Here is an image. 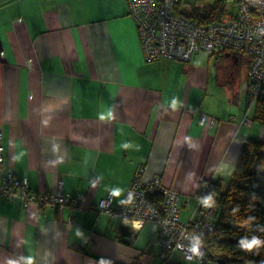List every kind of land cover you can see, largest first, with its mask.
Returning a JSON list of instances; mask_svg holds the SVG:
<instances>
[{
  "label": "crops",
  "instance_id": "0c3cea01",
  "mask_svg": "<svg viewBox=\"0 0 264 264\" xmlns=\"http://www.w3.org/2000/svg\"><path fill=\"white\" fill-rule=\"evenodd\" d=\"M248 65L229 52L146 62L126 0H0V177L42 194L61 184L79 200L57 212L0 198V264H161L156 223L135 227L98 202L120 189L118 206L143 168L180 195L189 220L199 183L226 186L243 142L264 139L263 126H239L253 116ZM201 114L215 126H199ZM120 227L130 237L119 240Z\"/></svg>",
  "mask_w": 264,
  "mask_h": 264
},
{
  "label": "built area",
  "instance_id": "2783aa9c",
  "mask_svg": "<svg viewBox=\"0 0 264 264\" xmlns=\"http://www.w3.org/2000/svg\"><path fill=\"white\" fill-rule=\"evenodd\" d=\"M236 10L216 21L199 24L179 14L181 0H126L128 15L133 19L146 62L161 58L188 63L194 54L203 52L219 55L225 52L248 59L247 109L264 99V0H233ZM178 9V11H177ZM246 110L239 126L250 127L251 118ZM198 125L213 127L217 120L201 114ZM2 134L0 132V166L2 163ZM0 198L19 201L23 208L31 205L57 212L77 206L78 199L63 195L61 184L54 193L42 194L29 189L25 179H17L11 171L0 177ZM197 197V206L189 220L181 219L186 202L180 195L165 188L158 176L143 177L139 168L132 177L118 206L112 203V194L98 202L100 212L122 221L157 225L155 241L161 264L172 262L178 253L182 261L202 264L206 261L202 239L213 229L217 207L204 204ZM72 222L69 220L67 225ZM194 240L199 241V255L190 250Z\"/></svg>",
  "mask_w": 264,
  "mask_h": 264
},
{
  "label": "trees",
  "instance_id": "16d2710c",
  "mask_svg": "<svg viewBox=\"0 0 264 264\" xmlns=\"http://www.w3.org/2000/svg\"><path fill=\"white\" fill-rule=\"evenodd\" d=\"M227 1L213 0L202 12L177 11L199 24H207L224 14ZM251 121L264 127V99L254 105ZM196 197H211L210 204L217 207L215 225L202 239L206 257L202 264H264V246L251 252L240 247L241 239L264 240V139L245 140L229 183L224 186L221 181H201ZM126 237H130L129 229L120 227L118 239ZM131 242L132 238L127 243Z\"/></svg>",
  "mask_w": 264,
  "mask_h": 264
},
{
  "label": "clouds",
  "instance_id": "9594fccd",
  "mask_svg": "<svg viewBox=\"0 0 264 264\" xmlns=\"http://www.w3.org/2000/svg\"><path fill=\"white\" fill-rule=\"evenodd\" d=\"M178 105V101L177 100H173L171 102V106L173 108H175L176 106ZM112 114H111V111L110 110H105V112H103L101 114V118L102 119H105V118H111ZM223 171V170H221ZM230 172L227 171V172H224V175H228ZM112 195L114 197H119L121 195V190L120 189H113L112 190ZM212 201H211V197H207L205 198L202 203L204 204H210ZM134 226L135 227H139V222L138 221H134ZM198 246H199V241L198 240H194L193 241V244H192V247H191V251L193 252V254L195 255H199V252H198ZM262 246H264V240H261L257 237H252L251 239H241L240 240V247L243 248L244 250L248 251V252H251L253 249H257L259 250ZM24 262V264H35V260H34V257L32 255H29L27 257H22L21 258ZM7 264H16V261H13V260H9L7 262ZM100 264H105V262L103 260H101Z\"/></svg>",
  "mask_w": 264,
  "mask_h": 264
},
{
  "label": "rangeland",
  "instance_id": "374dc122",
  "mask_svg": "<svg viewBox=\"0 0 264 264\" xmlns=\"http://www.w3.org/2000/svg\"><path fill=\"white\" fill-rule=\"evenodd\" d=\"M213 0H182L181 3V10L182 11H192L193 9L197 11H201L205 5L211 4ZM226 9L228 12H234L236 10V2L233 0H228L226 3ZM194 10V11H195ZM207 54V53H205ZM209 55V54H207ZM211 57H214L216 55H210ZM185 262V264H193L191 262L182 261Z\"/></svg>",
  "mask_w": 264,
  "mask_h": 264
},
{
  "label": "bare ground",
  "instance_id": "6f19581e",
  "mask_svg": "<svg viewBox=\"0 0 264 264\" xmlns=\"http://www.w3.org/2000/svg\"><path fill=\"white\" fill-rule=\"evenodd\" d=\"M133 225H134V223H133Z\"/></svg>",
  "mask_w": 264,
  "mask_h": 264
}]
</instances>
